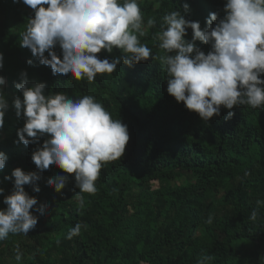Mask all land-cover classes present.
I'll use <instances>...</instances> for the list:
<instances>
[{"label": "trees", "instance_id": "1", "mask_svg": "<svg viewBox=\"0 0 264 264\" xmlns=\"http://www.w3.org/2000/svg\"><path fill=\"white\" fill-rule=\"evenodd\" d=\"M225 2L140 0L146 31L140 40L153 55L163 56L156 33L166 13L178 9L183 14L187 3L185 18L203 28L209 13L223 17ZM32 14L23 3L0 0V75L6 77L9 103L22 96L14 82H21L20 72L27 71L30 82H46V93L63 91L73 99L93 95L128 126L130 139L121 160L102 168L96 194H83V208L75 198L79 189L74 175L59 193L48 186L49 179L67 175L57 167L40 173L38 193L25 185L38 206L48 207L27 236L9 234L0 241V264H196L204 255L213 257L209 264H264V205L257 203L264 201V109L221 106L219 116L201 120L167 93L166 65L159 59L132 67L120 63L110 76L97 74L91 84L53 75L29 49L20 47V33ZM149 18L156 20V27L147 28ZM186 31L185 39L191 40L192 30ZM196 44L205 54L211 50L210 45ZM54 50L62 59L59 45ZM120 55L116 48L97 54L110 62ZM228 111L234 116L226 120ZM23 124L10 108L0 131V151L8 156L0 172V209L7 207L4 197L13 191V182L4 175L17 167L37 171L31 154L47 138L28 146L14 143ZM253 210L258 213L255 221L250 219ZM77 223L87 229L67 239ZM17 246L20 261L15 258Z\"/></svg>", "mask_w": 264, "mask_h": 264}, {"label": "clouds", "instance_id": "2", "mask_svg": "<svg viewBox=\"0 0 264 264\" xmlns=\"http://www.w3.org/2000/svg\"><path fill=\"white\" fill-rule=\"evenodd\" d=\"M33 10L25 31L20 33L21 48L30 50L33 57L52 69L53 75L95 82L97 74L114 73L120 63L129 67L149 58L166 65L167 93L189 111L209 121L219 116L221 106L231 110L242 105L264 109V0H226L223 17L219 12L209 13L205 27L190 21L185 14L190 5L172 10L162 17L160 31L156 33L159 48L165 55L156 57L152 49L142 43L146 34L144 13L140 0H12ZM156 27L149 18L147 28ZM187 29L192 30L191 40L185 39ZM210 45L205 54L196 44ZM59 45L62 59L54 50ZM119 49L121 55L111 62L100 59L102 50L112 53ZM47 52V55L45 53ZM171 53H175L172 55ZM34 66L32 59L27 60ZM4 68V54L0 52V70ZM27 71L20 72L21 82L15 89L11 103L4 91L6 77L0 75V131L5 127L9 109L16 118L23 119L14 143L40 144L31 154L37 171L25 172L17 167L3 179L13 182V191L4 197L7 206L0 209V241L9 234L27 236L37 228L39 217L44 216L47 205H39L30 196L25 185L38 193L40 173L52 167L63 170L47 184L61 192L74 175L78 206H85L84 193L95 195L96 182L102 168L109 162L121 160L130 136L128 126L112 114L93 95L73 99L65 92L46 93V82H30ZM234 112L228 111L225 119ZM8 156L0 151V172ZM14 178V180H13ZM4 189L0 188V195ZM264 205V201L257 202ZM38 212L39 216L34 215ZM258 213L253 210L252 221ZM207 223H212L209 217ZM87 225L77 223L67 233V239L80 235ZM16 260L22 258L17 246ZM210 255L199 258L196 264H209Z\"/></svg>", "mask_w": 264, "mask_h": 264}]
</instances>
